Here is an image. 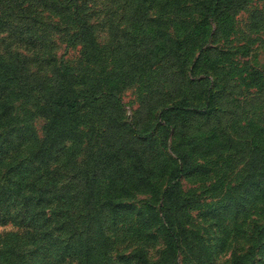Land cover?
Returning <instances> with one entry per match:
<instances>
[{
    "label": "rangeland",
    "instance_id": "374dc122",
    "mask_svg": "<svg viewBox=\"0 0 264 264\" xmlns=\"http://www.w3.org/2000/svg\"><path fill=\"white\" fill-rule=\"evenodd\" d=\"M0 264H264V0H0Z\"/></svg>",
    "mask_w": 264,
    "mask_h": 264
},
{
    "label": "trees",
    "instance_id": "16d2710c",
    "mask_svg": "<svg viewBox=\"0 0 264 264\" xmlns=\"http://www.w3.org/2000/svg\"><path fill=\"white\" fill-rule=\"evenodd\" d=\"M58 103L60 105H64L66 107H69L70 109H75L77 107V104H78V98H71V99L63 98ZM18 204H21V203H18ZM23 206H26V203L23 204ZM27 211H28V209L25 208L24 214L28 213ZM23 217H25V216L23 215Z\"/></svg>",
    "mask_w": 264,
    "mask_h": 264
}]
</instances>
